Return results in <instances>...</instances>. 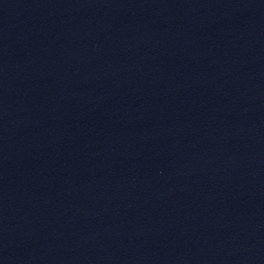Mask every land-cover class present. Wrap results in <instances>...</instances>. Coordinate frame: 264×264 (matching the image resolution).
<instances>
[{"label":"water","instance_id":"obj_1","mask_svg":"<svg viewBox=\"0 0 264 264\" xmlns=\"http://www.w3.org/2000/svg\"><path fill=\"white\" fill-rule=\"evenodd\" d=\"M0 264H264V0H0Z\"/></svg>","mask_w":264,"mask_h":264}]
</instances>
